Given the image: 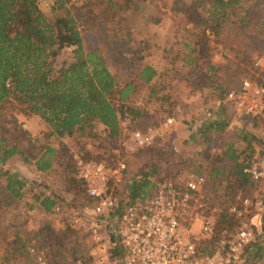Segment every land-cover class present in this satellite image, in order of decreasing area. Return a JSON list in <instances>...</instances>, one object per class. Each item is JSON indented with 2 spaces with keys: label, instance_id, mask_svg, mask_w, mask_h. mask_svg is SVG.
I'll list each match as a JSON object with an SVG mask.
<instances>
[{
  "label": "trees",
  "instance_id": "obj_1",
  "mask_svg": "<svg viewBox=\"0 0 264 264\" xmlns=\"http://www.w3.org/2000/svg\"><path fill=\"white\" fill-rule=\"evenodd\" d=\"M40 1L0 0V264H28L30 249L43 247L49 264L89 260L87 249L77 246L78 231L69 223L60 231L44 223L30 233L19 226V215L13 213L22 204L25 211L46 218L68 191L75 204L84 202L71 148L63 140L83 150L84 160L101 162L93 149H85L86 139L95 137L99 125L112 147L121 135V120L140 128L158 124L153 114L134 102L143 88L149 91L148 102H161L154 83L163 74L180 77L192 91L208 92L207 99L213 100L222 116L180 123L185 134L174 135V142L182 145L183 152L192 148L183 160L173 149L155 144L139 150V156L165 155L168 165L152 156L150 163L133 170L130 160L123 161L126 169L116 199L135 203L151 197L163 173H169L170 184L178 190L182 172L203 176L204 202L213 208L218 205V213L214 234L193 243L199 255H213L215 241L220 237L226 242L237 228L238 217L230 211L234 195L246 197L264 184V179L253 180L249 173L258 157L264 156V143L243 126L228 132L231 104L225 95L231 85L220 80L218 65L210 61V43L233 49L231 64L237 68L235 73H242L239 67L250 63L251 53L264 50V0H192L185 15L174 12L173 34L160 49L164 60L160 71L143 63L151 46L146 37L134 38L132 31L135 25L145 31L148 24L160 22L151 0H49L48 14L41 10ZM134 18L135 23L130 21ZM64 51H69V59L56 62ZM9 109L38 117L47 127L43 138H32ZM249 118L238 121L242 124ZM50 138L60 147L47 144ZM255 143L261 149L255 151ZM16 158L39 177H59V189L35 192L38 184L27 185L7 167ZM261 224L264 231V215ZM244 253L241 264H264L263 240L256 237Z\"/></svg>",
  "mask_w": 264,
  "mask_h": 264
},
{
  "label": "built area",
  "instance_id": "obj_2",
  "mask_svg": "<svg viewBox=\"0 0 264 264\" xmlns=\"http://www.w3.org/2000/svg\"><path fill=\"white\" fill-rule=\"evenodd\" d=\"M264 69V60L254 63ZM225 100L232 106L234 117L259 118L264 121V84L243 80L238 89L228 91ZM168 118L162 128L173 123ZM154 128L133 129L125 143L126 152H134L153 145ZM74 172L81 182L85 201L67 205L60 201L54 214L64 218L72 228L85 233L89 239V260L81 258L66 264H241L245 262L244 249L255 239L254 229L243 213L253 208L261 222L264 201L249 198L240 200L230 211L238 217V225L231 237L223 242L218 252L211 256L199 255L187 225L196 219L207 220L210 206L204 202L202 190L204 178L192 172L184 173L178 180L181 189L171 184H158L154 194L132 203L128 199L118 202L115 191L124 173L123 161L112 166L84 160L73 155ZM253 180L264 179V156H259L249 169ZM138 179V178H137ZM187 225H186V224ZM186 225V227H185ZM202 235H207L204 227ZM28 264H49L45 252L30 249Z\"/></svg>",
  "mask_w": 264,
  "mask_h": 264
},
{
  "label": "rangeland",
  "instance_id": "obj_3",
  "mask_svg": "<svg viewBox=\"0 0 264 264\" xmlns=\"http://www.w3.org/2000/svg\"><path fill=\"white\" fill-rule=\"evenodd\" d=\"M150 1V0H149ZM152 8L156 7V12L154 14L155 17H158L162 19V27L161 29L167 28L169 23L172 22V16H174V12H177V16H183L185 15L186 11L190 9V6L192 4V0H151L150 1ZM49 0H41L40 1V8L41 10L48 14L49 13ZM97 8V7H96ZM98 11L100 8H97ZM103 12V11H102ZM181 16V17H182ZM102 18H106V16H101ZM133 23H135L134 20H130ZM172 25V24H171ZM160 28V27H159ZM158 28V29H159ZM173 27L170 29V32L167 31L166 36L163 38L160 37V40L154 39V34L157 36V30L153 31V28L151 27L149 30L145 31L146 35H149L151 38L148 39L149 45L152 47L154 43H159L160 45L164 44L166 39H171V34H173ZM155 32V33H154ZM163 33V31H162ZM134 38L137 37L139 39H142L144 34L138 33L135 34L133 32ZM162 38V39H161ZM210 51H209V59L211 62L216 63L218 65V76L220 80L224 81L225 83H229L231 85V88L228 91L238 89L240 86V82L243 80H248L251 83L255 84H264V69L263 68H255L254 63L258 60H264V50H254L251 53L250 57V63L247 65H242L239 67L240 70H242V73H235L237 70L236 66L231 64V61L234 58L235 51L231 48H222L220 44H217L215 42L210 43ZM159 51V56L161 55V51L159 50V47L157 49ZM150 52H153L151 55L156 54V51L150 50ZM150 55V54H149ZM153 56V57H156ZM150 57V56H149ZM146 56V58H149ZM152 57V58H153ZM146 58L144 59L143 63H146ZM151 58V57H150ZM69 59V51L62 52L56 62H60L63 60ZM157 58L149 60L150 65L155 66H164L163 59H160V64L157 61ZM153 63V64H152ZM234 74V75H233ZM154 88L158 92V97L160 98L161 102L154 101L155 99H152L148 102V94L149 91L147 88H143L139 92L138 100L134 102V105L138 108H145L150 114H153L157 120L156 125L152 124L146 128H140L134 126V124H131L127 119H123L120 121L121 126V135L119 139L117 140L116 144L110 147L111 145L107 144V141L105 140L104 132L102 131V127L97 125L95 128V137H92L91 139H86L85 143V149H93V155H99V157L102 159L101 163H117L120 161H127L130 160L132 162V169L136 170L140 165L148 164L151 162L152 158L149 157H155V159H159L161 162H165V165H168L166 163L169 158L164 156H158L152 154V156H146V155H140L139 156V150L134 152H126L124 147L125 143L129 140V134L133 129H141L145 130L147 128H154L155 129V136H154V142L153 145L157 144L160 147H163L165 150H171L173 149L178 155L179 158H183L187 156H190V151L192 148H185V152L182 151V145L179 142H174V135L177 136V138L181 135L184 136L185 130L184 126H182L180 123L184 121H190V122H200L208 116V118L213 117L220 119L221 112L220 109L213 104V100L207 99L209 96L208 92L201 93V92H195L192 91L189 84H185L183 80H180V77H174L169 76L167 74H163L162 76L158 77L155 81ZM164 97L166 99L164 100ZM163 98V101L161 100ZM169 98V99H168ZM184 103V105L182 104ZM219 104V103H218ZM160 105L162 107H160ZM231 110V111H230ZM9 113L13 114L19 124H21L22 128L26 130L32 138L42 139L43 134L47 130V127L44 125V123L36 116H24L20 112H18L16 109H9ZM175 115H174V114ZM228 117L230 118L228 121V132L234 131L235 128H240V126H243V128L252 136L257 138L259 142L264 143V121L259 118H249L242 124H240V121L234 117V112L232 109V106L230 105V109L228 108ZM173 118L174 121L171 125L167 127L162 128V123L168 119ZM31 120H30V119ZM34 119V120H32ZM258 119V120H256ZM26 126V127H25ZM29 126V127H28ZM177 126V127H176ZM182 126V127H181ZM27 128V129H26ZM186 128V126H185ZM30 130V131H29ZM175 131V133H173ZM180 136V138H181ZM13 140V139H12ZM63 144L71 148L72 153V159L73 155H79L82 157L83 150L78 149L77 146L72 147V143L70 140L64 139ZM47 144L59 148L60 145L58 141H56L54 138H50L47 141ZM104 145H107L109 149H105ZM241 143V147H242ZM261 145L259 143H255V151L261 149ZM142 150V149H141ZM255 157H258L257 154ZM83 158V157H82ZM96 162V161H95ZM181 166V165H180ZM7 167L12 171V169L18 174L24 178L27 182V185L30 184V182H35L38 184V186H35V192H52L59 189V181L60 178L55 176H42L39 177L36 175V173L33 171V169L30 167V165H26L22 163L19 159H13ZM165 172V171H164ZM187 172H189L187 170ZM182 172L180 176H178V180L183 176L184 173ZM169 174V173H168ZM167 173H163L158 180V184L162 183H169L172 182L170 176H168ZM177 180V181H178ZM120 187V186H119ZM118 187V188H119ZM48 191H47V190ZM120 189V188H119ZM243 198H249L251 201H254L256 199H264V184L261 183L257 186L255 190H253L252 193H250L248 196L244 197L241 196L239 193L234 195V202L233 206L241 207L240 206V200ZM263 198V199H262ZM75 196L72 192L68 191L65 193L64 196L60 199V201H64L65 204L71 206L74 205ZM59 201V202H60ZM218 204V202H217ZM239 209V208H238ZM239 210H242L240 208ZM218 213V205L216 207L210 206V211L207 214L206 218L204 219H196L192 224H186L187 225V231L190 233L191 240L192 241H199L203 238H208L212 234H214L213 227L215 225V221L217 218ZM13 214L19 215L18 224L22 228H24L26 231L32 233L35 230H37L40 226H42L44 223H49V225L55 229V230H62L64 229V225L67 222L64 218H62L60 215L52 214L50 216H46V218L36 211H25L21 206L17 208L16 211H14ZM256 212L253 210V208H248L246 212L243 213V216L250 221V224L252 225L254 229L255 238L260 237L261 240L264 242V231L262 230V224L259 222V219L256 216ZM238 220V218H237ZM68 223V222H67ZM185 225V227H186ZM204 227H208L207 235H202V230ZM77 233V246L78 248H82L86 251L89 239L87 235L81 231L75 232ZM223 235V234H222ZM215 253L218 252L221 248V245L223 242H225L222 238H218L217 241H215ZM41 251L45 252V254L48 252L46 247H43ZM84 251V252H85ZM1 254V251H0ZM70 260V259H69ZM28 261V263H30ZM263 264V263H259Z\"/></svg>",
  "mask_w": 264,
  "mask_h": 264
},
{
  "label": "crops",
  "instance_id": "obj_4",
  "mask_svg": "<svg viewBox=\"0 0 264 264\" xmlns=\"http://www.w3.org/2000/svg\"><path fill=\"white\" fill-rule=\"evenodd\" d=\"M162 19H160V22L158 23V24H156V25H154V24H148L147 25V27L145 28V31H147V30H149L151 27L153 28V31H155V30H157V36H156V34H154V39H157V38H159L158 40H160V37H164V36H166V34H167V31L168 32H170V29H171V23H169V25L167 26V28H163V29H161V27H162ZM140 26H138V25H135L133 28H132V31L133 32H135V34H138V33H140L141 32V34H142V31H143V29H141V28H139ZM160 27V28H159ZM159 28V29H158ZM145 31H143L144 33V36L143 37H146L147 39H149V38H151L149 35H146V33H145ZM162 31H163V33H162ZM155 33V32H154ZM171 36H172V34H171ZM161 38V39H162ZM162 46H163V44L162 45H160L159 43H154L153 45H152V47H151V49L152 50H154V51H156V53H157V56H156V54H154V55H151L153 52H150V55H148V57L149 58H146V63H148L147 65H149V66H151L153 69H155V70H157V71H160L161 69H162V66H160L159 67V65L158 66H155V65H150L149 63V60L151 59H154V63H155V58H157V61L159 62V64H160V59H162V57H161V55L159 56V51H157V49H158V47H160L159 48V50L162 48ZM153 56H156V57H153ZM153 57V58H152ZM156 61V62H157ZM164 61V60H163ZM153 64V63H152ZM30 119V118H29ZM31 120V119H30ZM32 120H34V119H32ZM26 127V126H25ZM29 127V126H28ZM177 127V126H176ZM27 129V128H26ZM30 131V130H29ZM180 137V136H179Z\"/></svg>",
  "mask_w": 264,
  "mask_h": 264
}]
</instances>
